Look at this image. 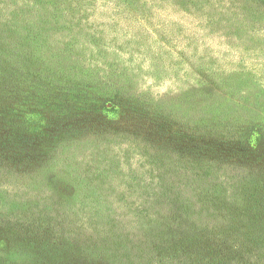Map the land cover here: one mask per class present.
<instances>
[{"label":"trees","instance_id":"16d2710c","mask_svg":"<svg viewBox=\"0 0 264 264\" xmlns=\"http://www.w3.org/2000/svg\"><path fill=\"white\" fill-rule=\"evenodd\" d=\"M96 1L0 0V104L12 105L19 99L21 105L31 103L52 111L53 117L55 113L56 116L71 113L75 104L96 102L101 97L102 100L123 98L151 106L148 102L153 98V90L147 88L157 87L152 80L138 81L129 73L121 74L122 78L117 80L113 67L106 66L107 54L104 57L94 50L96 44L107 46L110 51L123 43L113 42L118 37L122 16L112 8L106 7L107 10L102 11ZM143 1L148 0H135L133 4L138 6ZM248 1L174 0V5L179 7H175L176 13L194 16L195 29L201 31L197 34L206 38L197 42L192 40L189 51L194 55L193 62L189 61L191 64H184L180 69L182 81L171 78L163 84L159 82L161 88L154 89L162 102L169 104L170 99L174 102L178 97L182 101L190 98L200 108L206 100L198 90L212 94L209 100L214 99L215 94L227 93L238 100H249L261 88L256 80L248 81L244 69L238 66L219 70L220 67L214 69L202 63L203 56L199 52L200 44L207 51L215 42L234 48L250 46L248 50L256 47L250 45L248 34H264V27L256 17L258 12L264 15V0H255V4L245 6ZM239 2L246 10L254 8L255 15L243 18L245 9L235 11ZM177 14L175 23L182 31L186 24ZM181 51L185 57L184 50ZM238 76L246 84L241 92L239 83L235 84ZM192 77H196L199 87L191 84ZM116 113L105 116L109 122H115ZM131 121L137 127H151L155 122L127 119L126 123ZM85 144V147L96 144V147L92 146L93 150L85 152L88 155L91 152V156L97 158L108 155L105 151L115 154L117 148L126 151V158H122L120 165H131V168L141 161L137 148L152 154L156 151L155 144L124 132L96 139L90 136ZM100 149L105 150L103 154ZM231 180L232 189L226 192L221 186L213 189L212 185L208 188L199 185L192 192L173 193L175 197L157 187L150 191L154 186L152 183L145 190L147 199L144 203L128 200L130 193L134 197L144 186L137 180L138 190H125L124 196L114 194L117 191L109 193L111 189L103 190L94 184L87 199L95 200L96 205L94 208L87 205L82 212H78L77 207L51 204L48 198L30 197L27 192L23 193L24 188L15 194L7 192L13 196H3L0 226L28 230L44 243V247L33 253L36 259L32 260V254L18 251L17 256L6 257L0 264H63L76 250L84 252L92 261L104 260L108 264H264V207L251 205L250 183H246L247 188L242 192L240 184L245 177L236 176ZM110 183L111 187H116ZM193 184L198 186L197 182L193 181ZM114 195L124 199L119 201ZM192 195L193 200L190 199ZM126 223L136 224L138 233L130 231L127 236L123 229ZM110 227L117 236L107 234ZM132 234L135 239L130 238ZM27 256L28 263H23Z\"/></svg>","mask_w":264,"mask_h":264},{"label":"rangeland","instance_id":"374dc122","mask_svg":"<svg viewBox=\"0 0 264 264\" xmlns=\"http://www.w3.org/2000/svg\"><path fill=\"white\" fill-rule=\"evenodd\" d=\"M254 1L249 0L245 6L255 4ZM133 2L135 0L96 1L102 11L108 7L122 16L118 37L113 42L123 43L110 51L102 44H96L93 48L104 57L107 54L106 66L113 67V75L117 80L122 78L121 74L128 73L138 81L152 80L157 87L147 88L153 90V98L148 102L151 106L145 102L139 105L123 98L102 100L101 97L96 102L88 99L91 102L75 104L71 113L61 116L55 113L53 117L52 111L43 110L31 103L21 105L19 99L12 105L0 104V204L4 203L5 194L12 197L10 192L15 194L24 188L23 193L27 192L30 197L39 196L42 200L48 198L51 204L63 208L77 207L78 212H82L85 206L94 208L96 205L95 200L87 199V195L92 194L90 189L94 184L103 190L111 189L109 193L117 191L114 194L124 196L126 191L138 190L137 180L144 183V186L138 187L141 191L138 190L134 197L130 193L128 200L144 203L147 199L145 190L152 183L154 186L150 191L157 187L161 192H171L170 195L175 197L173 193L178 195L192 192L199 185L203 188L212 185L213 189L221 186L222 191L226 192L232 189V177L242 176L245 177V181L240 184L242 192L247 188L246 183L251 184V205L264 207V91L261 92L264 89V34H248L252 42L250 45L256 46L249 50L250 46L234 48L216 42L207 51L202 44L199 46L202 63L214 69L220 67L219 70L226 66H238L244 69L248 81L256 80L261 88L251 95V99L238 100L227 93L215 94L214 99L209 100L212 94L198 90L206 100L200 108L190 98L182 101L178 97V101H174L176 104L170 99L168 104L159 99V93L154 89L161 88L160 83L171 78L182 81L180 69L184 64L193 62L194 55L189 51L192 40L197 42L206 37L197 34L201 31L195 29L194 16L191 18L186 12L176 13L175 7H179L174 5V0H148L138 6ZM235 7L238 8L236 12L245 9L243 18H250L253 13L255 15L254 8L246 10L243 3L239 2ZM174 13L186 24L182 31L175 23L177 19ZM263 16L260 12L256 15L262 27ZM181 50H184L185 57ZM196 77L190 78V81L199 87ZM240 77H237L235 84L239 83L241 92L246 84H243ZM114 111H117L115 122H109L105 115H111ZM4 119L6 123L1 122ZM127 119L143 123L155 122L151 127H137L132 121L126 123ZM123 132L134 138L139 137L140 141L145 139L155 144V153L137 148L141 161L136 164L137 167L131 168V165H120L122 158H126V151L119 148L115 154L100 149L102 154L104 151L108 153L103 158L85 152L87 149L93 150L92 146L96 147V144L84 146L90 136L96 139ZM110 182L116 187H111ZM29 185L31 187L28 188ZM114 196L119 201L124 199ZM190 199L193 200V195ZM137 228L136 224L126 223L123 229L128 236L130 231L137 234ZM107 234L117 236L112 227L107 228ZM130 238L136 237L132 234ZM129 243L132 242L129 240ZM43 247L44 243L28 230L0 226V260L17 256L18 251L32 254L33 260L37 258L33 253ZM75 252L68 255V260L63 264H108L104 260L92 261L84 252ZM28 261L27 256L22 262Z\"/></svg>","mask_w":264,"mask_h":264}]
</instances>
